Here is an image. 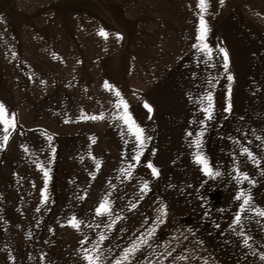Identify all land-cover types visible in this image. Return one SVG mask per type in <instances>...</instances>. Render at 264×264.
I'll return each instance as SVG.
<instances>
[{
    "label": "crops",
    "instance_id": "0c3cea01",
    "mask_svg": "<svg viewBox=\"0 0 264 264\" xmlns=\"http://www.w3.org/2000/svg\"><path fill=\"white\" fill-rule=\"evenodd\" d=\"M16 4L23 7L16 8ZM196 4L197 0H0L1 6L10 9L0 19L9 21L36 19L43 11L57 8L65 10L63 17L69 22L64 33L81 39L77 38L78 43L64 44L65 50L58 48L56 60H49L69 58L71 63H65L66 67L88 66L94 70L84 72L86 81L57 89L50 87L36 102L32 113L24 115L23 127L18 132L33 134L31 142L25 143L28 154L18 156L16 163L34 186L31 198L27 191L26 202L22 203L21 194L18 199L17 234L0 237V264H85L81 248H91L101 234L106 239L100 244V264H113L125 248L142 240L153 227L154 237L141 246L132 264H212V188L209 177L202 184L199 167L192 157L197 149L189 144L201 130L199 121L203 113L195 103L197 97L210 90L214 100H231L235 93L229 97L222 91V81L215 71L212 77L201 78L199 70L184 63L153 65L150 59L141 64L135 59L123 60L120 52L130 49L120 48L121 38H116L117 34L148 35V40L152 38L150 46L142 45V51H165L169 43L158 46L159 42L153 43L152 34L192 35L194 31L188 29H196L198 25ZM263 4V0H224L221 6L219 0H209L205 21L209 29L206 36L212 35V47L222 39L221 35L237 36L233 45L240 54L246 47L243 36L263 41ZM35 5L39 7L33 10ZM16 10L24 15H8ZM185 27L189 28L181 30ZM101 29L108 34L107 38L98 35ZM12 35H16V28ZM86 38L91 43H84ZM204 42L209 39L205 37ZM229 51L234 53L236 47H230ZM191 52L200 53L193 48ZM262 54L260 51L239 55L241 66L246 61L247 66L259 68L260 61L254 60L264 59ZM126 69L129 79L121 77ZM213 78L215 86L210 87L207 80ZM164 79L165 87L160 86ZM105 82L120 91L133 120L151 137L146 140L140 163L131 177L126 178L121 170H127L130 162L135 163L130 161L134 138L128 136L122 121L113 118L117 98L104 88ZM145 102L153 109L151 113L144 107ZM81 110L88 115L103 112L104 119L80 120ZM123 114L121 108L120 115ZM18 122L21 125V118ZM186 132L193 135L187 136ZM46 136L52 140L48 141ZM37 160L49 171L46 200L40 195L44 177L36 168ZM148 161L158 169V178H153L145 167ZM145 180L150 191L141 193ZM105 197L111 205V217L97 216L95 212ZM161 204L166 206V215L162 217L163 223H158L157 209ZM1 211L5 213V207ZM73 216L82 222L79 230L69 226ZM1 217H5L1 228L8 232V214ZM107 224H112L111 229ZM85 238L86 243L81 244ZM181 256L185 259H177Z\"/></svg>",
    "mask_w": 264,
    "mask_h": 264
},
{
    "label": "rangeland",
    "instance_id": "374dc122",
    "mask_svg": "<svg viewBox=\"0 0 264 264\" xmlns=\"http://www.w3.org/2000/svg\"><path fill=\"white\" fill-rule=\"evenodd\" d=\"M15 7L20 8L23 5L16 4ZM37 7L39 5H35L33 10H36ZM8 10L10 9L0 5V16L6 15ZM64 12L65 10L57 8L52 12L43 11L36 19L15 18L10 21L5 18L0 19V103L4 104L7 109L4 118L7 119L14 113L16 124V130L12 132L6 147L0 150V237L3 236L2 234L9 236L17 234L15 225L18 222V199L21 194L22 203L26 202L24 193L26 194L27 191L31 198L32 181L27 178L22 169H18L19 166L16 163L18 156L22 157V155L28 154L22 150L21 145L26 146L25 143L31 142L30 137L33 134L24 133L22 130L18 132L23 127L25 113H32L33 108L37 106L36 102L50 87L57 89L61 85L72 86L74 83L87 80V75L84 72H94L88 66L85 68L66 67L65 63H71L69 58L68 61L49 60L50 58L56 60L57 50L58 48L65 50L64 44H69L71 41L78 43V39H81L79 36V38L71 35L66 36L64 33L65 25L69 22L63 17ZM8 15L17 17L24 13L16 10L13 14L9 13ZM75 23L74 20L73 24ZM251 23L249 21V29H251ZM15 28L16 35L13 36ZM188 28L185 27L181 30ZM188 30L196 32V29L192 27ZM194 32L192 35H165V37L160 36L159 33L156 35L153 33V43L159 42L158 46L162 43L163 45L169 43V46L166 45L165 51L153 50V52L141 50L142 45L150 46L152 38L150 37L148 40V35L146 37L121 36L120 48L130 49L121 51V57L123 60L135 59L139 64L143 63L144 59H150L149 61L153 65H160L164 62H168V64L184 63L191 69L194 67L199 70L201 78L212 77V72L215 71L218 79L222 81L223 87L220 88L222 91H226L227 96H229L227 75L233 76L230 97L233 96V93L235 94L234 98L230 100V112H223L229 99L214 100V118L205 122L206 127L203 129L202 137L201 151L206 157H209V159L207 158L209 163L222 173L215 179H209L212 188V264H264V261L259 258L260 254L264 253V218L259 217L255 212L245 211L241 214L240 224L234 226L236 231L229 227L242 202L234 199L239 190H243L252 197V207L264 209V143L255 138L256 136L264 138V59L254 60L255 62L260 61L257 64L261 65L259 68H252L250 65L247 66L246 61H243V66H241V57L239 56L246 52L260 53V51L264 55V40L256 41V37H251V35L243 36V43L246 44V47L240 54L238 47L233 45L237 36L221 35L222 39H219L212 47V35H208L206 39L208 38L209 42L206 43L211 49L212 57L211 60H208V57L202 52L196 55L190 53L195 38ZM166 39L169 41L167 42ZM88 41L91 43L90 38H86L84 43ZM178 47L190 50L178 51ZM230 47H236V51L231 53ZM221 48L229 54L227 73L222 67L224 59L223 54L219 51ZM33 49L34 52H32ZM231 55L234 56L233 62ZM205 62L213 66H206ZM148 65L149 63L147 67ZM153 69L156 68L153 67ZM127 72L128 69L123 72L121 77L129 79V77L126 78ZM221 75L225 79H222ZM35 77H37L36 80H34ZM160 86H166L165 79ZM163 91L167 90L163 89ZM224 102L226 105H222ZM225 117L227 118L225 119ZM20 118L21 125L18 122ZM200 119L202 120L203 116ZM2 135L3 132L0 131V137ZM229 137L239 140L241 144L248 147L260 160L259 167L249 161L246 155L241 156L239 146L234 144ZM237 167L241 171L247 172L254 183L249 184L244 181L237 185L236 180L233 179L236 175L233 169ZM200 174L203 184L207 176L203 175L201 171ZM2 206L5 207V213L8 214L9 220V229L5 233V229L1 228L5 219V217H1L5 215L1 211ZM241 227L245 235L252 237L249 241L252 245L251 248L245 247L243 236L237 235Z\"/></svg>",
    "mask_w": 264,
    "mask_h": 264
},
{
    "label": "snow or ice",
    "instance_id": "6c2138e0",
    "mask_svg": "<svg viewBox=\"0 0 264 264\" xmlns=\"http://www.w3.org/2000/svg\"><path fill=\"white\" fill-rule=\"evenodd\" d=\"M224 3V0H219V4L222 6ZM196 7L199 9V12L197 13V18H198V25L196 28V35H195V43L191 45L193 49H195L197 52H202L204 55L208 57V60H211V49H209V46L207 43H205V37L207 32L209 31L207 23L205 21V14L208 11L209 8V0H197ZM98 35L107 38L108 34L101 29L98 33ZM117 39H120L121 37L119 34H117ZM219 51L223 54V59L224 63L222 65L225 73H227L228 70V54L227 51L223 48L219 49ZM13 56H15V53H13ZM206 66L212 67L213 65L207 64ZM31 79V77H30ZM233 76L231 74L227 75V80L229 81L228 85V94L230 97L231 93V82L233 81ZM215 78L211 80H207V83L210 87H214L213 81ZM43 83V81H41ZM104 88L106 90H111L114 96L117 98L114 102V112L112 113L113 118L117 121H122L124 125L127 126V134L130 138L133 139V148L132 152L134 153L130 157V161H134L135 163L130 162L128 165L127 170H121L123 174H125L126 178L131 177L133 174V171L137 167V165L140 163V156L146 146L145 142L146 140H150V136L145 135V130L142 126H140L138 123H136L132 116L131 113L127 111L128 109V104L127 102L123 99L121 96V93L119 90L115 89L113 86L109 85L107 82L104 83ZM191 99V98H190ZM206 101V103H205ZM195 103H198L200 105V111L203 113V119L199 121V125L201 130L197 131L195 134V138L190 142L189 147H195L197 149L196 152L192 153L193 157V163L196 164L199 167V170L203 173V175L209 177L210 179H215L216 177H219L222 175V173L218 170L215 169L208 161L207 157L204 155V153L200 150L202 148V137H203V129L206 127V121L211 120L214 118L213 113H214V99H213V94L210 90H205L204 95L197 97V100ZM144 107L148 110L149 113L152 112L151 106L145 102ZM121 108L124 109V114L120 115V110ZM231 110V103L229 100V103L227 104L226 107H224L223 112H230ZM7 112V109L4 104L0 103V125H2V128H0V131L3 132L2 137H0V150H3L4 147H6L7 142L11 138L12 132H15L16 130V124H15V114L12 113L9 118L5 119L4 115ZM227 117H225L226 119ZM80 120H92L95 121L97 119H104V113L101 112L99 115H88L83 113V110H81V116L78 118ZM65 122H69L68 120H65ZM195 122V121H193ZM239 131V130H238ZM185 135L187 136H192V132H186ZM253 135L255 133L253 132ZM123 138V134H122ZM257 140H261L262 143H264V138L261 136H256L255 137ZM46 139L48 141L52 140L51 136H46ZM229 139L232 140V142L236 145L239 146L240 148V155L247 156V159L251 161L254 165L259 167L260 165V160L257 158L256 155L253 154V152L241 142L235 138L229 137ZM94 142V140H93ZM127 144L128 141H125ZM250 143V142H249ZM21 148L23 151L27 152L28 148L24 145H21ZM52 152H55V149L52 148ZM154 154V151H153ZM93 160H95V157H92ZM36 164V168L40 170L43 173L44 177V188L41 189L40 195L42 199L46 200L47 197L45 196V190L47 188V183L49 180V171L46 170L38 160L34 161ZM235 163V160L233 161ZM100 165L97 163V170L99 169ZM145 167L148 168L151 171V175L153 178H158L159 176V171L158 169L152 164L151 161H148L145 164ZM233 171L236 173V175L233 177V179L236 180L237 185L243 183L244 181H247L249 184H253L254 181L249 177V174L247 172L241 171L238 167L234 168ZM94 178V177H93ZM119 178V177H118ZM34 186V185H33ZM150 191L149 188V183L147 180H145L140 188L141 193H146ZM143 199V196L141 195L140 197ZM235 200L242 201L239 205V210L237 211L232 224L229 225L233 229V231H236V228L234 227L235 225H239L241 221V214L244 213L245 211H252L255 212L256 215H258L261 218H264V209L256 208L251 206V200L252 197L249 194H246L243 190H239L237 194L234 197ZM133 208L136 207V205H132ZM39 207H37L36 211H39ZM157 211L160 213L159 216L156 217V221L158 223H163L162 217L166 215V206L161 204ZM96 215L97 216H112V211H111V205L107 197L101 200L99 205L95 209ZM69 226L72 227L73 229L79 230L80 224L82 223L79 221L75 216L71 217L68 221ZM114 223V222H113ZM90 227V225H87ZM109 229H111L112 224H107L105 225ZM97 227H99V224H97ZM218 227V225H217ZM51 231V229H49ZM156 233V229L150 228L146 234V236L138 241V242H133L130 247H127L123 250V253L120 258L116 259L113 264H132V260L135 258L136 253L140 251L142 245H147L149 244V241L154 237ZM238 236H243V245L245 247L251 248L252 245L249 243V241L252 239L251 236L245 235L244 230L241 227L240 231L237 232ZM106 239V236L104 234H101L99 236V240L96 242H93L91 248H81V252L83 253L82 259L85 262V264H100V255H101V250H100V244ZM87 238H85L84 241H81V244L86 243ZM168 255H171L169 252ZM261 261H264V253H261L259 256ZM177 259H185V257H177ZM41 262L44 260V257H40Z\"/></svg>",
    "mask_w": 264,
    "mask_h": 264
}]
</instances>
